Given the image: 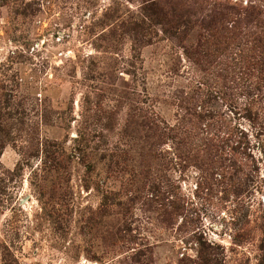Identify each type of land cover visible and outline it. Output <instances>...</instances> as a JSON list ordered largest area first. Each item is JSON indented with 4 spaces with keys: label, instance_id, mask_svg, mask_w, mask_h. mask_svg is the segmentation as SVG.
Returning <instances> with one entry per match:
<instances>
[{
    "label": "rangeland",
    "instance_id": "rangeland-1",
    "mask_svg": "<svg viewBox=\"0 0 264 264\" xmlns=\"http://www.w3.org/2000/svg\"><path fill=\"white\" fill-rule=\"evenodd\" d=\"M0 264H264V0H0Z\"/></svg>",
    "mask_w": 264,
    "mask_h": 264
}]
</instances>
